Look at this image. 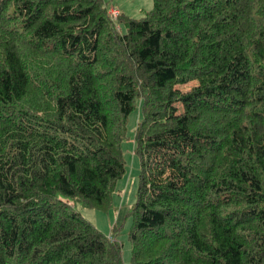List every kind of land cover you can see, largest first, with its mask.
Here are the masks:
<instances>
[{
	"label": "trees",
	"instance_id": "1",
	"mask_svg": "<svg viewBox=\"0 0 264 264\" xmlns=\"http://www.w3.org/2000/svg\"><path fill=\"white\" fill-rule=\"evenodd\" d=\"M152 1L0 0V264H122L58 195L110 207L139 100L130 264H264V0Z\"/></svg>",
	"mask_w": 264,
	"mask_h": 264
},
{
	"label": "rangeland",
	"instance_id": "2",
	"mask_svg": "<svg viewBox=\"0 0 264 264\" xmlns=\"http://www.w3.org/2000/svg\"><path fill=\"white\" fill-rule=\"evenodd\" d=\"M104 8L109 12L115 9L126 17L140 19L151 11L152 0H102ZM118 17V16H117ZM117 28L120 32H125L121 23ZM195 83H190L179 87L182 90H189ZM141 100L136 102L134 111L127 121L126 139L122 142V156L125 161V173L117 181L115 194L110 207L107 210H100L84 206L83 203L72 198L58 195L66 201L72 210L81 214L84 219L91 223L101 233L112 236L121 248L122 264H130L131 244L128 239L131 226V217L128 212L136 199L138 186L139 158L134 152V132L138 121L141 118Z\"/></svg>",
	"mask_w": 264,
	"mask_h": 264
},
{
	"label": "built area",
	"instance_id": "3",
	"mask_svg": "<svg viewBox=\"0 0 264 264\" xmlns=\"http://www.w3.org/2000/svg\"><path fill=\"white\" fill-rule=\"evenodd\" d=\"M109 15H110V17L112 18V20L115 21L116 18H117V16H118V11L115 10V9H111V10L109 11Z\"/></svg>",
	"mask_w": 264,
	"mask_h": 264
}]
</instances>
